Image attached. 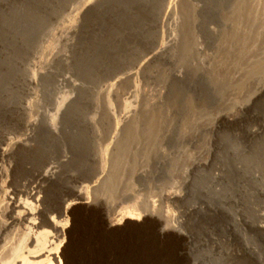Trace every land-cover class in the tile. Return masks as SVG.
Instances as JSON below:
<instances>
[{
	"label": "rangeland",
	"instance_id": "374dc122",
	"mask_svg": "<svg viewBox=\"0 0 264 264\" xmlns=\"http://www.w3.org/2000/svg\"><path fill=\"white\" fill-rule=\"evenodd\" d=\"M88 1L0 0V139L17 130L31 101L53 111L73 96L59 136L38 137L36 159L65 150L71 161L61 195L69 200L80 201L78 189L103 171L86 192L92 204L109 214L151 215L111 230L110 239L158 240L154 226L162 219L171 228L164 240L172 259L264 264V0H95L75 36L62 42L55 32ZM169 35L168 51L139 71ZM129 71L138 73L111 93ZM133 85L139 111L117 133L115 120L97 111L130 107ZM259 125L262 132L251 136ZM95 211H74L70 264L80 261L79 222L97 219ZM234 215L242 226L236 242L253 252L247 256L231 236Z\"/></svg>",
	"mask_w": 264,
	"mask_h": 264
},
{
	"label": "bare ground",
	"instance_id": "6f19581e",
	"mask_svg": "<svg viewBox=\"0 0 264 264\" xmlns=\"http://www.w3.org/2000/svg\"><path fill=\"white\" fill-rule=\"evenodd\" d=\"M94 1L89 0L76 12V15H73L75 18L72 21L66 22L63 27L57 29L55 36L57 35L62 42L72 37L79 28L77 26L79 21L83 20L85 12H88V7ZM173 14L174 7L170 4L164 14L167 24L171 23ZM173 42V37L167 36V40L151 52L149 57L140 64L138 70L145 68L144 66L153 58L164 55ZM59 54V52L53 53L52 61L58 58ZM137 73L129 71L117 77L112 83L111 93H116L114 91L116 87L119 88L120 83L132 79ZM43 74L42 71L33 73L30 82L36 83ZM139 89L137 85H133L126 91L127 97H124L130 100L128 103L131 102L127 109H120V106L116 109L108 105L104 110L102 108L101 111H97L98 116L104 114L115 120L118 131L114 129L115 132L119 133L120 130L125 129L128 122L138 114L139 95H141ZM258 90L259 94L262 93L264 84ZM73 99V96H67L57 107H54L53 111L37 108L31 101L24 110L25 117L17 130L0 139V264H70L67 248L69 242L73 244L74 227H77L74 211L84 205L98 211H95L97 219L87 217L79 222V242L76 248V254L80 259L78 264H192L191 260H177L176 255L172 259L169 245L164 240L171 228L162 219L157 221L158 226H154L155 234L158 232V240L151 239L148 237L149 234L109 238L111 230H118L121 225H129L133 219L147 221L151 215L145 211L133 214L117 211L109 214L104 204H92L86 197V192L96 187L100 180L103 181V171L94 182L92 180L91 184L77 188L80 201L69 200L61 195L67 174L64 172V167L70 157L63 149L43 154L40 159H36V153L40 135L59 136L63 119ZM230 117L222 116V119L229 120ZM261 129V125L258 130L252 127L250 135H259L262 132ZM114 139L116 138L113 136L112 143ZM110 145L112 147L113 144ZM238 218L235 215L231 216V236H235V242L240 237L242 227ZM71 220L73 225L70 226ZM89 226L93 227L91 231ZM188 243L190 246V241ZM235 247L237 252L239 249L240 252H245L246 256L250 252L253 253L251 248L242 244L240 238L235 243Z\"/></svg>",
	"mask_w": 264,
	"mask_h": 264
}]
</instances>
